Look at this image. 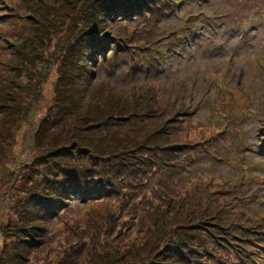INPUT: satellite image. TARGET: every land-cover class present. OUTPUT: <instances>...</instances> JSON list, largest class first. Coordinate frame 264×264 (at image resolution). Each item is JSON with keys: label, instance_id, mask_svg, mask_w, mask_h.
Masks as SVG:
<instances>
[{"label": "rangeland", "instance_id": "rangeland-1", "mask_svg": "<svg viewBox=\"0 0 264 264\" xmlns=\"http://www.w3.org/2000/svg\"><path fill=\"white\" fill-rule=\"evenodd\" d=\"M72 1L58 22L53 16L56 1L49 5L47 0H34L37 9L27 0H0V55L6 49L12 56L10 65L0 62V264H80V258L89 256L94 245L97 264L104 259L112 263L107 249L122 256L140 244L139 251L167 245L173 242L167 238L171 226L164 237L147 238L146 232L128 228L126 221L131 219L109 220L105 210L113 208L119 218L137 209L168 204L171 193L172 201L185 207L186 191L196 190L204 200L215 194L213 200L249 223L261 225L259 231L264 233V0H183L179 7L170 0H156L163 12L158 18H126V3H120V10L106 9L87 21L96 25L101 19L103 31L88 34L87 38H78L82 28ZM116 27L125 28L130 44L117 52L120 65L113 70L107 59L114 54L115 34L126 39L121 32L113 33ZM15 30L21 33L16 34ZM102 43L107 47L105 51ZM75 45L89 71L82 74L87 76L84 84L88 89L75 87L91 94L81 109L76 104L85 94H76L71 84L61 81V73L71 65L61 68L63 59L67 55L74 63L70 50ZM16 56L23 61H36L37 73L27 74ZM125 60L132 62L129 67ZM66 77L69 80V73ZM9 78L16 79L15 85ZM21 80L35 86L30 90L23 88L24 95L31 93L28 99H17L15 92L11 94L9 88L3 87L9 82L15 91V87L24 84ZM153 83L166 88L163 93L167 102L161 100L164 96L160 98L145 88V84ZM224 94L228 95L225 101ZM247 96L254 110L243 118L240 112L246 110ZM57 101L63 104L60 109ZM108 130L113 131L111 136H117L115 140L106 136ZM86 131L92 133V145L99 151L98 165L104 171L99 180L116 175L126 181L124 190L128 191L121 189L118 196L103 199L111 182L106 190L94 184L84 187L76 183L62 202L57 201L60 211L53 219H49V214L40 216V204L33 203L32 194L37 183L42 182L31 167L33 158L40 157L37 149L46 154L58 151L61 144L75 148L83 136L88 138ZM129 139H133L132 145H121ZM235 140L242 145L239 147ZM159 143L187 144L186 150L195 151L199 160L182 172L184 178L176 170L181 174L180 180L172 185L180 183L183 189L175 191L170 187L169 173L162 180L167 191L146 189L132 200V193L148 183V175L144 168L133 164L127 153L138 151L142 155L146 144ZM60 153L59 159L69 158L65 150ZM147 154L154 158L158 155L153 165L159 166L167 153ZM77 167L81 169L80 165ZM52 168L57 171V164L52 163ZM69 178L73 179L71 175ZM120 192L130 194L121 199ZM85 195L90 199L86 204ZM196 202L206 208L204 201ZM192 206L195 203L189 207ZM26 209L30 211L26 213ZM191 214L184 213L180 218L188 219ZM29 219L33 220L31 224ZM148 227L147 222L144 229ZM23 240L29 246L25 253L19 250ZM260 245L259 249L264 250V240ZM17 253H24L23 261ZM230 254L231 260L240 264L239 258ZM258 257L262 262L258 264H264V252ZM122 259L123 263L129 258Z\"/></svg>", "mask_w": 264, "mask_h": 264}, {"label": "trees", "instance_id": "trees-1", "mask_svg": "<svg viewBox=\"0 0 264 264\" xmlns=\"http://www.w3.org/2000/svg\"><path fill=\"white\" fill-rule=\"evenodd\" d=\"M27 1L29 4L35 5V7H37L38 9V5L34 2V0ZM52 1H56V12L53 16L58 20V22H60V17L65 13L64 9H67V6H69L71 2L70 0H47V2H50L49 5H53L54 2ZM163 1L166 2V0ZM170 2H172L173 6L176 7V5L181 2V0H170ZM72 3L74 4L73 8L76 11L75 18L77 19V21H80L79 24L82 28V32L80 34V37L78 38H87L89 37L88 34H96L99 32L101 34L103 32L101 27V19L97 22L96 25L87 24V21L92 16L98 17L100 13L102 15V11H106V9H113L114 12L120 10V3H122L123 5H125L126 3V5L124 6L125 8H123V10H126L127 12L126 18H130L134 15H140V17L151 15V17L158 18L163 15V12H161V10L159 9V6L161 4L156 0H73ZM124 29L125 28L121 27H116V29H113V33L121 32L123 34L122 36L126 37V39L123 41L124 37H121V34L118 35L114 33L117 37V40L113 41L114 54L112 58L107 59L113 70L120 65V63L116 59L117 52L123 50L124 48L127 49V46L130 44V38L125 34L126 32ZM13 32H17L16 34L21 33L20 30H15ZM28 42L29 41H27V43ZM104 44L105 43L101 44L102 48H104ZM25 48H27V46ZM76 49H78L77 45L72 47V49L70 50L71 56H74L75 58L74 63L70 62V60L68 59L69 56L67 55L66 57L68 58L63 59L61 68H64V65H71L69 69H67V71H63V73H61V81L63 80V82L66 81L67 84H71V88H73V91H76V94H85L83 99L79 100L81 104H76V106L81 109L82 104H85L86 102V97H91V94L89 91L77 90L75 88L84 86L85 89H88L87 85L84 84V82L86 83L87 76H83L82 74H84V72L89 73L86 67V62L82 63V61L84 60V56H80L76 52ZM106 49L107 47L104 48V51ZM4 50V55H0V62L2 64L5 62L10 65L12 56L9 55L6 49ZM1 52L2 50L0 51V53ZM17 59L18 58L16 56V61ZM17 62L22 63L21 68H26L25 71L31 76L35 75L39 70H37L36 61H23L21 58H19ZM124 62L126 63V65L129 64L126 60ZM68 73L69 80L66 79L68 78L66 77V74ZM10 80V83L15 85L16 79L11 78ZM20 82L24 83L23 80H21ZM20 86L22 90L19 86H17L14 89L15 91H13L12 86L11 84H9V82L3 84L4 88H9L8 90H11V94H14L15 92L14 95H16V98L18 97L17 99H28L31 96V93H26V95H24L25 92L23 91V88L30 90L31 86L34 85H25L24 83ZM3 87L1 88L3 89ZM60 87L61 84L57 87V92ZM145 88H149L148 90H153L154 92H156V94L159 95L160 98L164 94V88L158 85L153 86L145 84ZM16 90H20L21 94H17ZM35 95H37V92L35 93ZM112 95L119 96V93L112 92ZM227 96V94H224V96H222V99H224L225 101ZM161 100H163V103L167 102V99ZM127 102L128 101H125L124 104H127ZM56 105L58 106V109H60L59 107L63 106V104L58 101L56 102ZM245 108L247 112L250 108V105H246ZM125 112L123 114H125ZM112 116L114 117V114ZM127 124H129V122H127ZM121 131L126 132L124 130ZM86 133L88 134V138L86 136H83V141L80 144L75 145V148H73L72 146L67 147L61 144V147L58 151H48L46 154H43L42 151L37 149V152L40 153V157L33 158V160L31 161L33 166H31L30 164V166L34 170L32 171L30 167H27L34 173V175L40 176L42 180V182L37 183L36 192L34 191V193H32L34 198L33 203L40 204L39 210L42 212L40 216L49 214V219H53V217L56 216L60 211L57 201L61 200L62 202L64 200V197L68 195L69 191H71L70 189L73 188V184L76 183L81 184V186L84 187H89V185L94 184V186L97 185L100 190L102 188L106 190L108 183L111 182V187L108 190V193L105 192L103 199L118 196V190L120 191L121 189L125 192L128 191L124 190L126 188V181L120 180L116 175L115 177H107L106 179L99 180L98 177L104 176V171L100 168L101 165H98V158H100L98 156L99 151L92 145L93 140L92 137L89 136L92 135V133L90 131H86ZM111 134H113L112 130H108L106 132V136L110 137V141H112L113 138L115 140L117 136H111ZM184 142H186V140H184ZM132 144L133 139H129L121 143L122 146H128ZM185 145L174 146L173 144L164 143L151 145L146 144L145 154L141 155L138 151L135 153H127L130 154L129 156L132 158L133 164L135 166H140L137 168H144L145 174L147 173L148 175L146 176V178H148L146 179L148 183L145 184V186L137 192L132 193V195L134 196L132 200L136 199L138 195L142 194L144 191H146V189L157 187L159 190L167 191L166 189L168 188L164 187V184H162V180L169 173L168 184L170 185V187L175 191H178L180 188L183 189L182 184L177 183L174 187L172 183H176L177 181H179L181 174L183 175L182 178H184L185 173L183 174L182 172L184 170L191 169L194 163L199 160V155L195 151L191 152V150H186ZM194 146L199 145L195 144ZM137 149L140 150V146ZM53 150H55V148ZM60 150H65L69 154V158L59 159L61 156ZM149 151H164L167 154L163 157V159L161 158V160L159 161V166H157L153 165V163H156L158 161V155H156L155 158L151 157L149 154H147ZM93 156L95 158H93ZM171 156H173L174 159H172ZM52 163L57 164L58 170L55 172L53 171ZM149 164L151 165L149 166ZM79 165L81 166V169L77 167ZM152 167L154 168L152 171H150V168ZM170 170H172V173L170 172ZM176 170L180 171L181 174L177 173ZM46 172H50V175L44 174ZM70 175L71 177H73V179L69 178ZM49 177L51 179H49ZM96 179H98L97 182H95ZM117 186H119V189H117ZM120 194L123 196L121 199H126L125 196L130 193L125 194L120 192ZM219 194L223 195V193L220 192ZM185 195L187 196L185 198L188 202L185 207H181L177 203L173 202L172 200L174 196L173 193H171L168 194V198H171L168 204L161 205L159 207H152L146 210L137 209L135 211L122 214L119 218L113 212V208L105 210V215L109 220L121 219L122 222H125L126 220L131 219L130 221H126L127 224H129L128 228H133L138 233L146 232L147 235H145L144 237L147 238H155V236L164 237L167 231V227L171 226L170 229L172 230V232L169 231L167 238L173 242L164 246H160L159 248L152 247L147 248L143 251H139L141 248L140 244L135 251H129L128 253L122 255L129 258L123 263L122 256L118 255V251L116 252L113 251V249H107L106 255L110 256V258L113 259V262L109 263L106 259H104L101 264H235V260H231L230 258V252L232 253V255H235L239 258L237 260L240 261V264H258V262L262 263L260 260H258L259 254L264 252L263 249H259L261 246V242L264 240L261 238V236H264V233L259 231L261 225L257 227L256 225H253L252 223H249L247 220L243 219L242 216H237L231 213L230 209L226 208L225 205H221L217 202V200H213L212 197L215 196V194L213 196H208L207 199L210 198V200L208 201H206L207 199L204 200L201 196V193L196 190L186 191ZM89 201V197L85 195L83 197L84 204ZM196 201H204L206 208H204L203 205H198ZM194 203L195 206L189 207ZM193 210L197 211L192 212ZM213 210H215L216 213H212ZM29 211L30 210H27L25 212L27 213ZM184 213L193 214H191L188 219L186 217L185 219L180 218V215L184 216ZM90 214L92 217L95 215V213ZM171 218L172 222L170 221ZM32 221L33 220L30 221L29 219L28 223L31 224ZM147 222L149 224V227L144 229ZM73 229H75V227H73ZM175 231H180V233H175ZM108 237L111 236H107V238ZM142 239L140 240L142 241ZM23 241L25 242V240ZM26 245L27 243L25 242L24 244H22L19 250L25 253L26 247L27 249L29 247ZM247 246H249L248 250L246 249ZM94 249H96L95 245L92 251ZM92 251L89 256L80 258V264H97L96 255L98 254V252ZM24 253H17L20 262L25 257ZM15 264L18 263L15 261Z\"/></svg>", "mask_w": 264, "mask_h": 264}]
</instances>
